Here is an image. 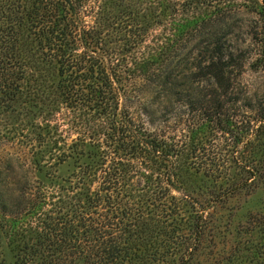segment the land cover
Returning <instances> with one entry per match:
<instances>
[{
  "label": "rangeland",
  "instance_id": "obj_1",
  "mask_svg": "<svg viewBox=\"0 0 264 264\" xmlns=\"http://www.w3.org/2000/svg\"><path fill=\"white\" fill-rule=\"evenodd\" d=\"M53 1L63 8L59 26L67 19L78 33H101L103 44L87 43L81 32L69 39V46L75 55L94 49L103 56L116 106L98 114L89 101V75L64 73L56 61L37 53L42 69L24 73L14 81L15 89L0 92L3 198L12 201L21 185L65 188L74 182L79 168H93L115 150L95 131L99 121L111 133L108 127L126 116L149 135L174 144L183 163L181 178L169 190L178 206L171 231L175 244L153 264H264V233L256 226L264 218V180L250 191L233 187L248 171L239 166L240 158L256 161L262 154L264 159V129L256 137L259 145L235 135L240 120L254 123V111L264 107V67L251 66L255 55L244 33L258 17L243 9L241 0ZM204 18L217 20L214 25L224 29L230 48H248L233 90L253 108L236 102L232 133L205 120L193 102L197 90L208 89L205 78L188 77L203 58L191 28ZM215 154L225 160L220 167L225 173L204 176L203 171L218 165ZM8 219L0 215L1 264H14L19 245L18 231L10 229L18 224L26 237L33 234L26 223Z\"/></svg>",
  "mask_w": 264,
  "mask_h": 264
},
{
  "label": "trees",
  "instance_id": "obj_2",
  "mask_svg": "<svg viewBox=\"0 0 264 264\" xmlns=\"http://www.w3.org/2000/svg\"><path fill=\"white\" fill-rule=\"evenodd\" d=\"M240 6L258 17L244 33L255 55L251 66L261 63L264 67V0H241ZM61 10L53 0H0V92L4 87L15 89L14 81L24 73L42 69L36 57L39 53L47 58L45 61H56L64 73L81 70L85 77L89 75V101L100 110L98 114L105 110L109 114L116 103L113 77L106 74L103 56L94 49L75 55L69 46V39L73 41L81 32L93 45L103 44V37L93 30L76 32L67 19L59 26L56 21L63 19ZM208 23L211 25L207 27ZM215 23L217 20L204 18L191 28V35L198 38L193 45L200 46L198 52L203 58L188 77L205 78L208 85L206 91L194 93L193 102L199 106L196 109L205 120L232 133L236 102L253 108L233 90L245 60L243 52L248 48H230L224 29ZM254 112V123L240 120L239 134L235 135L241 140L253 138L259 145L256 137L264 129V107ZM118 115L121 118L120 111ZM117 121L115 127H108L111 133L104 129L102 120L95 129L101 134L99 138L109 141L107 148L115 150L93 168H79L72 176L76 180H69L65 188L21 185L12 201H6L0 192V215L26 223L33 232L26 237L18 224L10 229L18 231L19 236L14 264H153L173 248L176 238L171 231L178 206L169 190L184 172L179 151L126 116ZM257 157L260 159L243 162L240 158L239 166L248 171L233 187L250 191L263 182L264 159L262 154ZM212 158L218 165L202 173L219 177L225 173L220 168L225 160L217 154ZM26 215L28 220H24ZM256 226L264 233V218Z\"/></svg>",
  "mask_w": 264,
  "mask_h": 264
}]
</instances>
